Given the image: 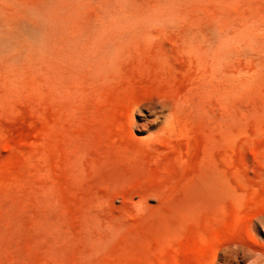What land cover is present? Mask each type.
<instances>
[{
	"label": "rangeland",
	"instance_id": "1",
	"mask_svg": "<svg viewBox=\"0 0 264 264\" xmlns=\"http://www.w3.org/2000/svg\"><path fill=\"white\" fill-rule=\"evenodd\" d=\"M236 244L264 251V0H0V264Z\"/></svg>",
	"mask_w": 264,
	"mask_h": 264
},
{
	"label": "bare ground",
	"instance_id": "2",
	"mask_svg": "<svg viewBox=\"0 0 264 264\" xmlns=\"http://www.w3.org/2000/svg\"><path fill=\"white\" fill-rule=\"evenodd\" d=\"M211 37H206L205 42H210ZM133 113H131L132 117ZM257 220V219H256ZM258 221V220H257ZM234 249L229 251V254L231 256H226L222 259L223 264H233L237 262V259H239V255H241L242 258L251 259L252 264H264V251L257 249L256 247H252L249 245H233ZM240 263V262H239Z\"/></svg>",
	"mask_w": 264,
	"mask_h": 264
},
{
	"label": "clouds",
	"instance_id": "3",
	"mask_svg": "<svg viewBox=\"0 0 264 264\" xmlns=\"http://www.w3.org/2000/svg\"><path fill=\"white\" fill-rule=\"evenodd\" d=\"M250 264H252V262H250Z\"/></svg>",
	"mask_w": 264,
	"mask_h": 264
}]
</instances>
